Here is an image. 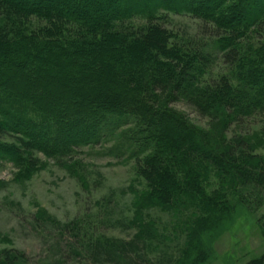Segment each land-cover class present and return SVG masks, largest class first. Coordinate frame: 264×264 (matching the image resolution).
<instances>
[{"label": "trees", "instance_id": "1", "mask_svg": "<svg viewBox=\"0 0 264 264\" xmlns=\"http://www.w3.org/2000/svg\"><path fill=\"white\" fill-rule=\"evenodd\" d=\"M29 1L0 0V161L22 163L33 150L59 160L131 134L143 185L126 223L133 237L107 234L111 212L97 209L55 225L65 254L92 264H204L233 210L264 191V152L223 136L264 115V0ZM157 9L198 19V33L179 36ZM176 101L213 119L211 134L168 107ZM11 134L15 141L3 140ZM154 210L175 220L173 237ZM26 262L17 249L0 250V264Z\"/></svg>", "mask_w": 264, "mask_h": 264}, {"label": "rangeland", "instance_id": "2", "mask_svg": "<svg viewBox=\"0 0 264 264\" xmlns=\"http://www.w3.org/2000/svg\"><path fill=\"white\" fill-rule=\"evenodd\" d=\"M23 1L31 4L29 0ZM157 12L165 15L164 25L179 36L198 33V19L162 9ZM217 63L214 72L220 69L219 61ZM168 107L189 125L211 134L213 119L200 115L182 101ZM127 128L124 126L123 130ZM223 136L226 139L246 137L257 147V153H263L264 115L244 119L237 126L231 124ZM130 138L131 134L115 133L101 143L79 148L59 160L36 150L29 158L27 152L22 163L1 160L0 250L13 248L23 252L27 256L26 264H92L84 256L65 254L64 238L55 225L78 216L93 215L97 209L102 214L111 212L107 234L131 239L135 229L127 227L126 223L135 213L134 204L143 185L131 156L134 143ZM3 140L13 142L15 136H4ZM29 159L34 160V166L29 167ZM251 199L255 201L253 205L233 210L229 222L221 227L226 228L211 245L212 256L204 264H245L264 256V191L252 195ZM148 215L157 220L160 232L166 229L165 233L173 237L174 219L171 223L169 215L157 210ZM140 216L147 217L143 213ZM169 246L166 242V249L171 253L172 246ZM164 249L162 247V251Z\"/></svg>", "mask_w": 264, "mask_h": 264}]
</instances>
